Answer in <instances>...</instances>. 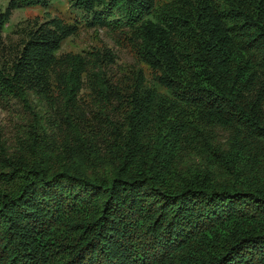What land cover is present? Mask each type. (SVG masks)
Listing matches in <instances>:
<instances>
[{
  "label": "trees",
  "instance_id": "obj_1",
  "mask_svg": "<svg viewBox=\"0 0 264 264\" xmlns=\"http://www.w3.org/2000/svg\"><path fill=\"white\" fill-rule=\"evenodd\" d=\"M68 3L0 52V264H264V0ZM83 26L135 62L62 52Z\"/></svg>",
  "mask_w": 264,
  "mask_h": 264
},
{
  "label": "rangeland",
  "instance_id": "obj_2",
  "mask_svg": "<svg viewBox=\"0 0 264 264\" xmlns=\"http://www.w3.org/2000/svg\"><path fill=\"white\" fill-rule=\"evenodd\" d=\"M160 1L165 2L168 0ZM7 6L8 3L5 0H0V11H5ZM56 17L63 18L66 21H72V19L77 18L84 25H86L87 18L90 20V17L82 11L73 9L68 0H50L49 5L46 7L15 10L9 21L8 29L0 33V52L3 55L5 53L8 59L13 58L15 49L20 46L22 38L25 37L24 32H29L30 29L38 28L41 25L50 26L49 19H56ZM94 45L112 49L119 59V64H132L135 62L133 55L125 50H120L121 48L117 45V39L110 31L101 27H90L88 29L83 26L78 35L70 37L63 44L61 51L82 52L94 47ZM1 57L2 54L0 53ZM82 103L85 104L84 109H86L87 107L90 108L93 101L85 99ZM23 109V106L16 101L9 103L0 102V133L10 145L15 144L18 127L25 120L26 116Z\"/></svg>",
  "mask_w": 264,
  "mask_h": 264
}]
</instances>
